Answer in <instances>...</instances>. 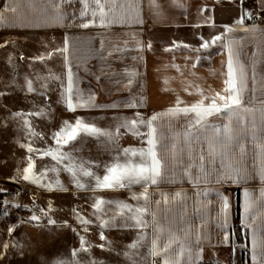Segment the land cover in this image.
<instances>
[{
  "label": "crops",
  "instance_id": "0c3cea01",
  "mask_svg": "<svg viewBox=\"0 0 264 264\" xmlns=\"http://www.w3.org/2000/svg\"><path fill=\"white\" fill-rule=\"evenodd\" d=\"M9 3L10 0H0V11ZM44 6L45 0H35L36 9ZM111 7L106 5L105 10ZM82 9L80 0L64 2L60 4L59 13L49 9L45 18L38 12H32L25 2L20 12L26 18L6 13L5 20L0 23V35L28 33L58 36L61 46L67 48L64 57L66 65L80 69L78 83L82 81L85 84L82 86L89 92L84 93V97H91L94 105L83 108V112L85 115L93 112L97 116L92 120L96 127L114 133L126 121L147 120L155 113L165 112L175 106L178 97L184 102L183 107L199 101L203 96L213 98L217 92L222 93L228 55L224 45L229 40L237 42L233 47L239 51L240 62L248 72V90L244 93V101L249 107L259 108L257 98L261 96V81L264 80V24L255 23L253 15L255 12L264 14V0H133L131 6L124 4L126 11L123 19L118 0L115 13H109L112 23L101 26L97 16L94 25L87 28L80 25L89 22L92 17L89 11L81 18ZM58 14L64 16L62 22L56 18ZM240 19H243L242 25L237 24ZM253 26L256 31H244ZM228 28L233 30L229 32ZM216 36L222 39L211 43ZM205 41L210 43L207 48L202 47ZM253 68L255 80L252 79ZM64 82L66 85L62 89L65 91L55 94L50 105L57 108V105H63L67 111L62 95L66 94L67 78ZM75 82L73 78V84ZM34 95L31 104L41 105L40 94ZM22 103L21 100L16 104L0 106V203L10 206L8 211L0 210V264H53L57 258L73 260L72 250L81 248L80 237L87 242V251L78 252L75 259L79 260V264H132L133 259L137 264H153V257L149 255L154 232L151 213L157 211V200H161L158 220L166 232L171 229L183 238L190 230L188 242L194 260L196 253H200L198 264H253L251 230L244 227L242 215L244 190L247 188L258 195L261 186L258 177L249 179L247 183H233L231 180L217 182L222 174L220 159L217 158L215 165L205 161L206 177L197 168H192L190 178L184 174L189 162L186 151L183 153V164L175 166L170 152L161 153L169 171L158 185L148 187L151 195L146 204L148 214L144 217L148 227L143 230L124 227L119 216L114 227H101L102 221L110 220L114 211L98 213L93 207L94 197L122 201L119 196L141 193L142 186L133 184L130 189L98 190L95 193L87 187L78 188L72 176L62 170L63 164H57L51 156L42 154L43 136L40 128L36 130L35 122L29 119L36 109L26 108ZM207 103L210 99L205 100ZM58 109L56 113L60 114L62 108ZM240 115L248 125L241 139L247 149L244 159L251 165L256 150L250 138L253 114L241 112ZM208 119L215 124L223 123L219 116ZM255 120L259 126V111L255 113ZM155 123L160 126L159 131L168 136L166 142L170 143L171 132H182L186 119L182 115L171 120L165 117ZM233 124L236 128L241 127L235 121ZM60 128L61 125L50 127L52 144L50 141L49 149L56 148L53 134ZM140 131L147 133L148 129L141 126ZM119 132L114 142L103 136L82 137L81 155H75L74 142L65 145L62 150L71 151L77 159L95 161L101 167H93L92 170L103 175L102 166L110 162L120 149L147 147L141 142L146 137L135 136L122 127ZM29 147L34 151L29 152ZM93 147L97 150L96 156L93 155ZM179 147H183L182 137ZM194 147L196 152L201 151L200 147ZM204 154L207 157L206 151ZM229 157L233 165H239L241 154L238 148L231 151ZM29 163L34 165L36 175L45 172L40 183L23 178ZM196 163H199L198 159ZM53 168L60 170L52 171ZM80 179L84 184L91 182L87 177ZM49 184L51 189L47 187ZM161 192L168 194L167 207L159 195ZM177 192L182 196L173 202ZM236 195L240 227L247 235L245 255L243 247L233 242L230 236ZM222 197H227L230 205L226 226L220 214ZM134 201L133 205H136L137 201ZM139 203L143 205L145 201L141 199ZM261 211L264 212V209ZM77 215L91 221L87 231ZM34 216L37 219H33ZM141 231L146 239L139 248L129 249L127 246L136 240ZM101 232L104 239H101ZM126 252L137 254L130 259ZM258 264H264V256L258 258Z\"/></svg>",
  "mask_w": 264,
  "mask_h": 264
},
{
  "label": "snow or ice",
  "instance_id": "6c2138e0",
  "mask_svg": "<svg viewBox=\"0 0 264 264\" xmlns=\"http://www.w3.org/2000/svg\"><path fill=\"white\" fill-rule=\"evenodd\" d=\"M27 2L32 12H38L45 18L49 15V9L59 13L60 4L64 2H75V0H45V6L42 9H36L34 7L35 0H10L8 6L4 10L0 11V23L6 18V13H10L12 16H20L26 18V16L20 12L21 5ZM83 5V9L80 12V17L84 18L91 14L92 20L87 23H82L80 26L87 28L94 25L97 16L99 17V23L104 26L106 23H112L113 20L109 19V13H115L118 0H80ZM121 7V19L126 11L124 4L128 3L132 5L133 0H119ZM106 5H112L111 8L105 10ZM58 20L62 22L63 15H57ZM237 24H243V19L237 21ZM233 29L228 28L227 31L231 32ZM244 31L254 32L256 27L246 28ZM221 36L213 38L211 43L221 40ZM237 43L236 41L229 40L226 45L227 48V61L226 72L224 73L225 79L223 81L224 88L221 92H217L215 97L209 98L203 96L197 102H193L190 105L181 107L184 103L177 98L176 104L170 107L165 112L155 113L149 119L143 118L132 119L118 126L116 131L110 132L108 130L100 129L94 124L85 122L81 117H78L75 122L64 121L60 130L53 134V138L56 142L55 149H49L43 153V155L51 156L57 164H63L64 171H67L73 178L78 188H90L94 193L102 190H118L123 188H131L133 184H139L143 188L141 193H133L132 198L137 201L136 205L128 204L125 201L105 200L100 197H94L93 207L97 209L98 213H103L106 210L114 211V215L110 220H104L101 223V227H114L117 216L123 220L124 227H135L143 230L148 227V221L144 219L148 214V208L146 206L150 199L148 192L149 185H158L163 176L169 171L168 164L161 153H171L172 164H183V153L186 151L189 162L184 168V174L192 177L191 169L197 168L202 176H207L205 161L215 165L217 158L220 159V167L222 174L217 178V182L221 180H231L233 183H247L249 179L256 177L261 181V186L258 190V195H254L249 189L244 190V202H243V215L242 221L246 229L251 230V243H252V260L253 264H258V258L264 256V80L261 81V96L257 98L259 108L255 106L249 107L244 101V93L248 90V72L240 62L239 51L233 47ZM210 46L208 41H205L202 47L207 48ZM66 52L67 48L59 50ZM193 67H196L193 64ZM255 69L253 68L252 79L255 80ZM29 91H32L31 82L28 84ZM63 95L64 103L67 110L76 111L77 108H88L94 106L92 104L91 97L87 99L78 90L74 92L73 88V74L69 70L67 73V86L66 94ZM210 103L205 104V100H209ZM219 101V103L217 102ZM251 103V97L249 98ZM135 106V105H129ZM260 113L259 126L255 120V113ZM241 112L253 114L251 120L250 138L255 144L254 159L251 165H248L245 161L247 155V149L242 142L241 134L247 132L248 125L244 118L240 115ZM42 113H35V115H41ZM184 116L186 124L182 132H171V142H166L168 136L163 131H159L160 126L155 122L162 120L165 117L169 120ZM139 116V114H137ZM211 116H219L223 123L215 124L208 118ZM241 125L240 128L234 127L233 122ZM144 126L148 129L147 133H142L140 127ZM30 127V125H29ZM125 128L135 136L146 137L142 139V143L147 147L134 148L127 147L120 149L115 155L112 156L110 162L105 163L103 167V175H99L92 170L93 167L100 168L101 165L95 161L77 159L73 156L71 151H63L65 145H69L77 139L84 136H92L99 138L101 136L107 137L109 142H114L115 138L119 135V128ZM171 131V130H170ZM35 134V133H33ZM183 138V147H179L180 138ZM200 147L201 151L196 152L195 147ZM235 148H238L241 154L240 163L238 166L233 165L230 162L229 153ZM29 152H33L34 149L29 147ZM207 152V157L204 152ZM196 159L199 163H196ZM64 161H67L65 164ZM88 165V167H85ZM33 164L29 163L28 167L24 169V179L30 180L33 183H40L45 176V172H41L36 175L33 172ZM52 171H59L60 169L53 168ZM174 170V169H173ZM215 170V168H213ZM81 177L90 178V183H81ZM200 177H196L199 179ZM59 185V181H56ZM45 186V185H42ZM51 189V184L47 185ZM164 205L167 207L169 204L168 194L159 193ZM182 196L177 192L173 196V202ZM144 200L145 204H140V200ZM161 200L156 201L157 211L151 213L152 224L154 232L150 241L149 255L153 257V264H198L200 253H196V260L193 259L190 244L188 242L190 230L185 232L184 237H180L171 229L167 232L161 226L158 220V211ZM107 206V207H106ZM230 205L227 197L221 198L220 214L225 220L230 215ZM99 218V216H98ZM37 219V217H33ZM77 219L81 224L85 226L84 230L87 231V225L91 223L90 220H84L77 215ZM132 223L129 224L128 222ZM52 223V221H50ZM227 239V237H225ZM101 239H104L101 232ZM146 239V235L143 231L138 233L137 238L133 243L127 247L129 249H137L141 246V243ZM81 248L72 250L73 260L67 258H57L53 261V264H79V260L75 259L79 251H87L85 244L87 243L84 237H80ZM197 243H199V235H197ZM174 246L175 250H174ZM6 248L7 245H4ZM100 247H103L101 245ZM259 249V251H258ZM137 253H128L125 255L131 259ZM159 258V259H157ZM132 264H137L133 259Z\"/></svg>",
  "mask_w": 264,
  "mask_h": 264
},
{
  "label": "rangeland",
  "instance_id": "374dc122",
  "mask_svg": "<svg viewBox=\"0 0 264 264\" xmlns=\"http://www.w3.org/2000/svg\"><path fill=\"white\" fill-rule=\"evenodd\" d=\"M62 49L64 47L61 46V40L58 36L50 37L47 34L28 33L25 35H0V106L16 104L22 100V105H25L26 108L36 109L29 115V119L31 122H35L36 130L40 128L43 136L41 141L42 154L49 150L50 141L52 144L50 127L62 126L64 121L74 123L78 117L93 124V118L97 117L94 116L93 112L85 115L83 108H77L76 111H66L63 105H57L58 108H62L60 109L62 112L57 114L58 108L56 106L51 107L52 97L65 91L62 87L66 85L64 80H66L69 70L76 81L73 84L74 92L78 90L83 95L89 92L85 86H82V84L85 85L82 81L78 83L81 79L79 67L69 68L66 65L64 58L66 52L59 51ZM29 82H31L32 91H29ZM34 93L40 94V107L31 104L33 97H35ZM35 113L42 114L35 115ZM81 140L82 138L74 142L75 155H81ZM94 154L97 155L95 147H93ZM118 198L131 205L136 203L132 195H121ZM0 204L6 205L7 203Z\"/></svg>",
  "mask_w": 264,
  "mask_h": 264
},
{
  "label": "trees",
  "instance_id": "16d2710c",
  "mask_svg": "<svg viewBox=\"0 0 264 264\" xmlns=\"http://www.w3.org/2000/svg\"><path fill=\"white\" fill-rule=\"evenodd\" d=\"M230 236L233 242L243 247V255H245L247 252V235L240 227L239 200L237 195L233 201V224L230 228Z\"/></svg>",
  "mask_w": 264,
  "mask_h": 264
},
{
  "label": "built area",
  "instance_id": "2783aa9c",
  "mask_svg": "<svg viewBox=\"0 0 264 264\" xmlns=\"http://www.w3.org/2000/svg\"><path fill=\"white\" fill-rule=\"evenodd\" d=\"M253 21L257 24H264V14H260L258 12H255L253 15ZM10 208L9 205H2L0 204V210L8 211Z\"/></svg>",
  "mask_w": 264,
  "mask_h": 264
}]
</instances>
